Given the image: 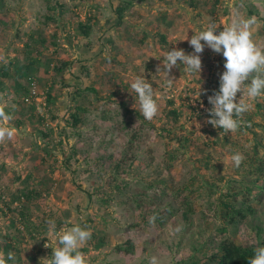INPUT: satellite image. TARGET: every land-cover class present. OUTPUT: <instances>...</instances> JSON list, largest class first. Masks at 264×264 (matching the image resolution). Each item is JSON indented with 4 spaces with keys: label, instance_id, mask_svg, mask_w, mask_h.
<instances>
[{
    "label": "rangeland",
    "instance_id": "1",
    "mask_svg": "<svg viewBox=\"0 0 264 264\" xmlns=\"http://www.w3.org/2000/svg\"><path fill=\"white\" fill-rule=\"evenodd\" d=\"M125 3L0 0V105L13 130L0 142V251L14 252L15 264H48L58 246L48 221L57 232L91 229L81 248L88 264L202 261L224 240H264V170L255 169L264 161V99L237 132L220 136L207 120L222 54L205 47L200 74L178 61L171 88L156 71L167 51L192 53L183 39L209 23L219 32L255 17L254 39L264 42V0ZM137 75L154 89L152 121L130 88ZM32 81L46 104L30 96Z\"/></svg>",
    "mask_w": 264,
    "mask_h": 264
},
{
    "label": "clouds",
    "instance_id": "2",
    "mask_svg": "<svg viewBox=\"0 0 264 264\" xmlns=\"http://www.w3.org/2000/svg\"><path fill=\"white\" fill-rule=\"evenodd\" d=\"M256 18L237 16L232 22L217 32L218 26L209 23L206 28L196 31L191 38L188 35L183 40H188L194 51L186 54L183 49H172L163 56L162 65L157 66V73L165 76L166 86L171 88L174 77L170 73L174 67L184 66L182 69L188 73H201V54L205 47L224 57V71L219 77V90L208 96L212 107L208 110L211 119L207 123L214 128L223 129L220 136L237 132L244 123V114L251 110L253 101L264 99V42L254 39L253 26ZM159 59L160 57H156ZM178 61L180 64H178ZM132 92L136 94L139 104V113L147 121H152L159 112V105L155 98L152 84L144 76L137 75L130 84ZM240 94L237 100V94ZM201 95L199 91L198 96ZM12 116L4 111L0 105V142L13 136V130L5 125V121ZM236 167H239L244 156L237 152L231 157ZM155 216L149 223H154ZM49 234L56 237V247L48 243L45 248L53 249L48 264H88L86 255L81 248L91 239L92 231L85 225L75 224L72 227L56 231L55 221H48ZM181 229H177L179 232ZM15 264L16 256L12 251H0V264ZM149 264H160L156 256H152ZM249 264H264V246L254 249V255L249 258Z\"/></svg>",
    "mask_w": 264,
    "mask_h": 264
},
{
    "label": "trees",
    "instance_id": "3",
    "mask_svg": "<svg viewBox=\"0 0 264 264\" xmlns=\"http://www.w3.org/2000/svg\"><path fill=\"white\" fill-rule=\"evenodd\" d=\"M133 0H126L125 4H131ZM121 7L117 6L115 11L120 15ZM79 29L83 33H87L88 26L82 23L78 24ZM163 39V36H161ZM172 114L176 115L177 111L175 109L169 110ZM72 119L76 121V114H72ZM256 171L262 172L264 170V161H259V165L255 168ZM235 196V195H234ZM228 205V204H227ZM240 209H231V216L236 214H243ZM241 216V215H239ZM243 216V215H242ZM258 246H264V240H262L258 245H241L237 244L231 240H224L218 247L217 251L209 255L202 261L196 260H184L178 264H249V258L254 255V249Z\"/></svg>",
    "mask_w": 264,
    "mask_h": 264
},
{
    "label": "built area",
    "instance_id": "4",
    "mask_svg": "<svg viewBox=\"0 0 264 264\" xmlns=\"http://www.w3.org/2000/svg\"><path fill=\"white\" fill-rule=\"evenodd\" d=\"M31 85H32V87L30 89V96L34 97V99H36V100H40V98H43V100L40 102H43V104H46V95H38L39 93L35 88V82L34 81L31 82Z\"/></svg>",
    "mask_w": 264,
    "mask_h": 264
}]
</instances>
